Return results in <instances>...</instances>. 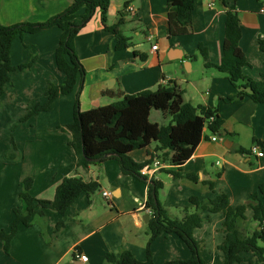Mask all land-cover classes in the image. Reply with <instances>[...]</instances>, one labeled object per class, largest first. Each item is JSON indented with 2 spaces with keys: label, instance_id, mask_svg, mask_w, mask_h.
<instances>
[{
  "label": "crops",
  "instance_id": "1",
  "mask_svg": "<svg viewBox=\"0 0 264 264\" xmlns=\"http://www.w3.org/2000/svg\"><path fill=\"white\" fill-rule=\"evenodd\" d=\"M74 1L0 0V24L45 22L65 11ZM226 3L228 8L221 0H198L192 33L171 36L166 0H113L106 26H119L130 39L131 47L116 49L114 34L102 23L100 10L75 40L76 53L86 71L80 96L83 113L114 103L109 92L133 95L173 84L183 92V101L218 109L224 122L219 134H212L207 126L197 132L173 126L174 136L191 141L190 156L181 166V173L194 174L199 179L198 182L188 178L174 180L162 169L178 171V167L164 163L154 174L164 185L159 199L173 218L175 214L178 219L183 218L182 209L191 206L192 197L207 200L223 192L229 196L233 207L247 204L264 183V157L239 152L240 149L251 150L257 145L255 140L264 142V104H257L247 96L229 102L227 99L237 96L240 89L231 84L226 74L206 67L199 50L200 45L206 49L211 64L221 63L226 11L236 10L242 31L240 46L250 64L245 74L261 79L264 74V51L260 46V39H264V3L257 0H226ZM60 36L61 30L54 27L18 37L12 46L14 66L28 63L32 55L38 59L29 71L13 72L6 93L0 97V136L3 130L9 131L0 148V232L10 231L15 205L26 207L19 198L25 180L33 181L31 194L40 200H53L57 187L77 170L85 182H97L100 189L90 197L82 194L65 217L45 210L44 219L35 217L32 226L21 227L9 254L0 241V264H111L106 259L107 253L118 254L122 249L145 261L150 235L149 222L144 218L149 216L150 221L152 217L144 210L147 186L135 177L124 175L114 159L87 169L77 166L75 151L70 146L72 136L66 126L74 120L78 87L71 94L61 95L51 111L33 117L12 133L30 108L47 101V82L61 85L66 79L55 59ZM155 45L157 50L152 49ZM135 51L145 53L146 61L136 58ZM176 105L173 104L169 112L150 111L147 145L128 150V155L136 162L151 160L158 145L156 132L168 122ZM9 134L15 135L19 150L14 162L5 159L11 148ZM206 181L215 184L214 190L204 184ZM106 191L109 197L103 196ZM204 217L206 222L194 231V236L205 244L207 238L211 240L213 251L208 258L204 254L207 264H223L224 255L219 246L225 241L221 231L224 216L206 212ZM246 217L247 229L259 230L251 209L246 211ZM62 220L65 228L55 237L57 224ZM152 251L155 264L187 261L192 257L187 245L174 234L159 237ZM77 254L87 256L88 260L81 261ZM242 257L243 264H264L258 262L253 253H244Z\"/></svg>",
  "mask_w": 264,
  "mask_h": 264
},
{
  "label": "trees",
  "instance_id": "2",
  "mask_svg": "<svg viewBox=\"0 0 264 264\" xmlns=\"http://www.w3.org/2000/svg\"><path fill=\"white\" fill-rule=\"evenodd\" d=\"M113 0H75L62 13L45 22H21L12 26L0 24V97L6 93V85L11 83V74L16 71H29L38 57L32 55L28 63L14 66L11 59V50L16 38H23L27 34H36L40 31L57 27L61 30L59 45L55 52L58 70L66 77L61 85L47 82L45 103H38L28 110L18 125L27 123L33 117L49 112L61 95L73 93L78 87L74 120L66 126L72 136L70 146L74 149L79 169H87L91 165L103 163L109 159L117 160L124 175L132 176L147 186L148 199L144 210L152 214L148 224L150 238L147 243L146 260H138L131 251L122 249L118 254L107 253L106 259L111 264H155L153 243L162 235L174 234L190 249V260H173L164 264H207L204 259L203 242L198 241L194 231L206 222L204 213L222 214L224 223L221 231L225 234V241L219 246L224 255L223 264H243L242 254L253 253L258 262L264 263V183L250 198L247 204L233 207L230 198L223 192L217 193L214 198L200 200L197 197L190 199L191 206L182 209V219L173 218L159 199L163 190V183L155 176L144 175L142 170L153 163L155 158L164 164L178 167V171L164 170L173 176L174 180L188 178L194 182L199 179L194 174H182L181 166L189 159L191 141L181 136L173 135V126L187 132H197L205 126L212 134L222 131L223 120L217 108L203 105L194 106L183 101V92L176 85L159 86L156 91H144L138 94H125L122 91L109 92L115 102L109 106L92 110L89 113L81 111L80 96L84 89L85 68L76 53L75 40L78 34L93 19L97 10L101 11L102 23L105 28L114 34L116 49L125 50L131 47L130 39L119 29V26L107 27L108 11ZM168 4L169 30L171 36H182L192 33L193 13L198 0H166ZM228 8L226 0H221ZM239 1V0H235ZM263 1L264 0H257ZM126 4V9L128 8ZM132 13V12H130ZM242 31L240 19L236 10L226 11L225 38L223 42V56L217 66L211 64L206 49L200 45L199 50L205 59L206 67H214L226 74L231 84L240 89L235 97H229V102L247 96L257 104H264V74L261 79L255 80L245 74L249 61L242 51L240 42ZM261 49L264 51V39H260ZM136 58L146 61L147 55L134 52ZM193 60L196 56L191 57ZM177 104L175 111L170 114L168 122L162 124L156 132L158 145L151 160L145 163L136 162L128 155V150H137L147 145L149 137V115L151 110L169 112L173 104ZM23 126V125H22ZM14 131V130H13ZM255 144L264 151V142L255 140ZM18 146L11 137V148L5 155L8 162H14L18 155ZM239 152L251 155V151L240 149ZM32 180L22 183L19 198L26 205L25 208L15 205L13 212L15 219L9 232H0V241L4 250L10 253L13 239L21 227H29L34 218H45V210H53L65 217L73 203L82 195L89 197L95 194L100 185L97 182H85L77 170L74 176L65 178L57 187L53 200H40L31 194ZM205 185L214 190L215 184L206 181ZM253 211V222L259 230L247 229L246 211ZM64 221L57 224L55 237L64 230ZM249 264H255L251 262Z\"/></svg>",
  "mask_w": 264,
  "mask_h": 264
},
{
  "label": "built area",
  "instance_id": "3",
  "mask_svg": "<svg viewBox=\"0 0 264 264\" xmlns=\"http://www.w3.org/2000/svg\"><path fill=\"white\" fill-rule=\"evenodd\" d=\"M129 11H130V12H133V9L130 8ZM152 49H153V50H157V49H158V46L155 45V46L152 47ZM216 140H217V138L214 137V138H213V141H216ZM250 151H251V153H252L253 155H257L259 158H263V157H264V151H263V150L260 148V146H258V145H254V146L251 148ZM163 165H164V164H163V162H162L160 159L155 158V160L153 161L152 164H150L149 166H146V167L142 170V173H143L144 175L154 176V174H155L160 168H162ZM109 195H110V194H109L107 191L103 193V196H104V197H109ZM77 258L80 259L81 261H87V260H88L87 256H85V255H80V254H77Z\"/></svg>",
  "mask_w": 264,
  "mask_h": 264
},
{
  "label": "rangeland",
  "instance_id": "4",
  "mask_svg": "<svg viewBox=\"0 0 264 264\" xmlns=\"http://www.w3.org/2000/svg\"><path fill=\"white\" fill-rule=\"evenodd\" d=\"M128 34V33H127ZM19 123V122H18ZM17 123V124H18ZM16 124V125H17ZM26 123H24V124H22V125H25ZM22 125H18L17 126V128H13V130L14 131H12V133H14L15 131H16V129H21L22 128ZM15 127V126H14ZM3 136H0V148H2L3 147V144L6 142V138L8 137L7 135H8V133H9V131H7V130H3ZM9 136H14V139H15V141H16V138H15V135L14 134H9ZM17 143V142H16ZM6 159V158H5ZM22 189V188H21ZM174 211H176V210H174ZM174 213H176V212H174ZM179 214V213H178ZM178 215H176L175 214V217L174 218H177L178 219ZM207 242H206V244H205V242H203V253L205 254L206 253V257L208 258V255H209V253L211 252V251H213V246L211 245V240H208V238H207V240H206ZM208 243V244H207Z\"/></svg>",
  "mask_w": 264,
  "mask_h": 264
},
{
  "label": "water",
  "instance_id": "5",
  "mask_svg": "<svg viewBox=\"0 0 264 264\" xmlns=\"http://www.w3.org/2000/svg\"><path fill=\"white\" fill-rule=\"evenodd\" d=\"M144 220H145L146 223H148L149 222V216H146V218H144Z\"/></svg>",
  "mask_w": 264,
  "mask_h": 264
}]
</instances>
